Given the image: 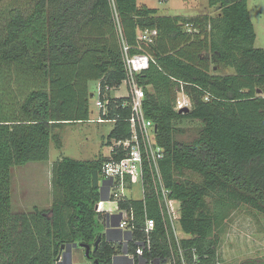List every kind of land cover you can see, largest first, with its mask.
Masks as SVG:
<instances>
[{
    "label": "trees",
    "instance_id": "obj_1",
    "mask_svg": "<svg viewBox=\"0 0 264 264\" xmlns=\"http://www.w3.org/2000/svg\"><path fill=\"white\" fill-rule=\"evenodd\" d=\"M208 5L218 13L166 16L139 0H0V74L16 69L38 81L8 114L0 92V264H58L75 244L92 247V264H115L122 252L106 239L97 213L102 193L94 172L101 175L107 157L57 160L51 207L21 213L13 206L12 169L48 162L53 143L63 148L64 127L91 120V81L103 92L120 88L124 44L130 55L152 58L137 81L165 150L163 179L182 201L180 223L189 236L183 246L195 248L203 264H215L218 232L232 212L249 206L264 215V49L255 46L249 0ZM145 31L150 41H139ZM181 90L191 100L189 112L176 110ZM127 99H112L108 145L130 137ZM187 124L197 130L190 139L184 138ZM146 204L157 229L145 259L165 258L170 248L150 193ZM122 205L135 208L142 226L144 201Z\"/></svg>",
    "mask_w": 264,
    "mask_h": 264
},
{
    "label": "built area",
    "instance_id": "obj_2",
    "mask_svg": "<svg viewBox=\"0 0 264 264\" xmlns=\"http://www.w3.org/2000/svg\"><path fill=\"white\" fill-rule=\"evenodd\" d=\"M188 30L192 32L193 28L188 25ZM151 35V32L145 31L138 39L150 41ZM123 60L126 78L118 90L106 87L103 92L99 84V100L96 106L100 116L91 119L97 123H114L106 116L109 114L112 99L123 97L119 91L125 86L127 95L124 97L128 98L126 102H129L132 108L129 119L130 137L111 140L110 155L107 156L108 160L104 162L102 173L99 175V184L109 199L101 200L97 206L100 223L104 227L103 233L108 238L114 235V239L109 241L122 245L119 256L125 264H203L202 257L195 248H186L182 244V241L189 237L182 230L180 223L182 201L173 196L172 190L163 179L161 161L165 158V150L158 144V128L147 116L144 108L145 89L137 81V75L149 69L152 58L145 52L132 56L129 47L124 44ZM190 107V98L181 90L176 110ZM138 193L140 196L135 197ZM148 193L153 195L152 206L163 219V229L170 248L169 255L155 260L145 259L147 252L154 250V234L157 229V221L150 217V209L146 204ZM134 199L143 200L145 204L142 226L138 225L135 208L122 205ZM106 203L109 204L108 207H105ZM138 232L143 235L139 237ZM133 244L136 246L135 251L130 250ZM215 264L222 263L217 261Z\"/></svg>",
    "mask_w": 264,
    "mask_h": 264
},
{
    "label": "rangeland",
    "instance_id": "obj_3",
    "mask_svg": "<svg viewBox=\"0 0 264 264\" xmlns=\"http://www.w3.org/2000/svg\"><path fill=\"white\" fill-rule=\"evenodd\" d=\"M148 6L159 9L161 15L197 16L204 14L216 15V9L208 5V0H139ZM249 9L255 25L257 39L256 47L264 49V0H249ZM16 69L0 74L1 98L5 113L8 108L18 111L19 105L38 81L30 75H23ZM90 90L94 94L91 98V119L100 116L96 102L99 100V81L90 82ZM115 94V93H113ZM121 96L127 95L125 86L119 91ZM191 109V107L189 108ZM0 112H3L0 107ZM114 123L83 122L71 124L63 128V148L51 146L50 160L44 163L32 162L26 166H15L13 177V206L16 212H28L33 207L49 209L52 205V166L62 157L78 160H92L100 156H109L110 147L107 144L114 129ZM188 134L185 139L195 136V125L187 124ZM194 181L200 177L194 173H186ZM136 194L135 197H139ZM109 204L106 203L105 207ZM104 230V228H103ZM220 235L218 254L222 264H264V215L249 206L235 209L223 223ZM107 239V237H106ZM76 258L90 261L83 248L79 247L74 253ZM92 264V262H91Z\"/></svg>",
    "mask_w": 264,
    "mask_h": 264
},
{
    "label": "water",
    "instance_id": "obj_4",
    "mask_svg": "<svg viewBox=\"0 0 264 264\" xmlns=\"http://www.w3.org/2000/svg\"><path fill=\"white\" fill-rule=\"evenodd\" d=\"M189 111H190V109H189V108H186V109H184V110H181L180 112H189ZM94 186H95L96 188H99V189H100V191H101V193H102V200H103V201H108V200H109V199H108V195H105V193L103 192V187H101L100 184H99V172H98V171H95V172H94ZM101 241H102V237H99L98 240H97V242H96V244H95V249H96V250L98 249V246H99V244L101 243ZM77 247H79L78 244H75L74 246H68V247L65 249L64 258H65V255H66L67 253H69V255H70V257H71V256H72V250H73V248H77ZM80 247L86 249V255H87V256H90V252H91V250H92V247H91V246L83 245V244H82V245H80ZM114 263L116 264V258H115V260H114Z\"/></svg>",
    "mask_w": 264,
    "mask_h": 264
},
{
    "label": "crops",
    "instance_id": "obj_5",
    "mask_svg": "<svg viewBox=\"0 0 264 264\" xmlns=\"http://www.w3.org/2000/svg\"><path fill=\"white\" fill-rule=\"evenodd\" d=\"M143 3H145V2H143ZM212 9H215V8H212ZM218 12V11H217ZM160 13V12H159ZM176 16V15H175ZM186 16V15H185ZM233 70H229V72L230 73H233L232 72ZM113 236L114 235H111L110 236V238H108L107 236V240H112V239H114L113 238ZM78 248L79 247H77V248H73V250H72V256L70 257V255H69V253H67L66 255H65V258L63 257V258H61L60 259V262L58 263V264H91V261H87V260H85V259H81L80 257L79 258H76L75 257V255H74V253H75V251L76 250H78ZM86 253V252H85ZM116 264H125L124 262H123V259L118 255V257H116Z\"/></svg>",
    "mask_w": 264,
    "mask_h": 264
}]
</instances>
